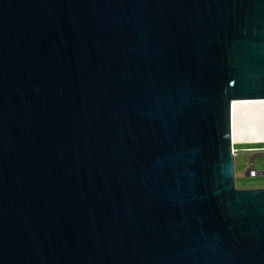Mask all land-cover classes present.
I'll return each instance as SVG.
<instances>
[{
  "label": "water",
  "instance_id": "1",
  "mask_svg": "<svg viewBox=\"0 0 264 264\" xmlns=\"http://www.w3.org/2000/svg\"><path fill=\"white\" fill-rule=\"evenodd\" d=\"M253 99L264 0H0V264H264Z\"/></svg>",
  "mask_w": 264,
  "mask_h": 264
},
{
  "label": "bare ground",
  "instance_id": "2",
  "mask_svg": "<svg viewBox=\"0 0 264 264\" xmlns=\"http://www.w3.org/2000/svg\"><path fill=\"white\" fill-rule=\"evenodd\" d=\"M257 110H259L260 123L256 120L251 121ZM263 118L264 101L261 99L235 100L232 103V144L236 152L239 151L236 148L237 145L256 146L264 144ZM248 149L254 150L255 148Z\"/></svg>",
  "mask_w": 264,
  "mask_h": 264
},
{
  "label": "rangeland",
  "instance_id": "3",
  "mask_svg": "<svg viewBox=\"0 0 264 264\" xmlns=\"http://www.w3.org/2000/svg\"><path fill=\"white\" fill-rule=\"evenodd\" d=\"M258 147H264V144L256 146H236L239 150L236 155V185L239 188H264V175L253 177L247 174L252 166V159H254L255 169L262 172L264 171V154L254 155L255 153H246L243 151L244 149Z\"/></svg>",
  "mask_w": 264,
  "mask_h": 264
},
{
  "label": "built area",
  "instance_id": "4",
  "mask_svg": "<svg viewBox=\"0 0 264 264\" xmlns=\"http://www.w3.org/2000/svg\"><path fill=\"white\" fill-rule=\"evenodd\" d=\"M262 101H264V99H261ZM260 110V109H259ZM259 110H257V112H255L254 114H253V116H252V120L251 121H253L254 122V120H256V121H258L259 123H260V118H259ZM262 122L264 123V118H263V120H262ZM234 147V146H233ZM233 152H234V154H235V156L237 155V152L235 151V149L233 148ZM256 169H255V167H254V163H252V166H251V168H250V176H253V177H257L258 176V172H256L255 171ZM262 175H264V172H263V174Z\"/></svg>",
  "mask_w": 264,
  "mask_h": 264
},
{
  "label": "flooded vegetation",
  "instance_id": "5",
  "mask_svg": "<svg viewBox=\"0 0 264 264\" xmlns=\"http://www.w3.org/2000/svg\"><path fill=\"white\" fill-rule=\"evenodd\" d=\"M263 148V149H262ZM246 151V153H255L254 155H261V154H264V147H258L256 150L254 149V150H249V149H245ZM257 153V154H256ZM264 172V171H263ZM263 172L262 171H259L257 174H258V176L259 175H261V174H263ZM247 174H250V171H248V173Z\"/></svg>",
  "mask_w": 264,
  "mask_h": 264
}]
</instances>
